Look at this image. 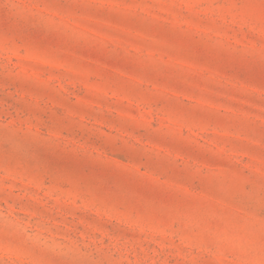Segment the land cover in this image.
Returning <instances> with one entry per match:
<instances>
[{"label":"rangeland","instance_id":"rangeland-1","mask_svg":"<svg viewBox=\"0 0 264 264\" xmlns=\"http://www.w3.org/2000/svg\"><path fill=\"white\" fill-rule=\"evenodd\" d=\"M0 264H264V0H0Z\"/></svg>","mask_w":264,"mask_h":264}]
</instances>
